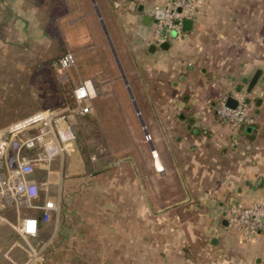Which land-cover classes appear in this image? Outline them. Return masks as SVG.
Here are the masks:
<instances>
[{
  "label": "crops",
  "instance_id": "crops-1",
  "mask_svg": "<svg viewBox=\"0 0 264 264\" xmlns=\"http://www.w3.org/2000/svg\"><path fill=\"white\" fill-rule=\"evenodd\" d=\"M20 1L0 0L2 34L10 25L25 29L26 10ZM98 1L125 67L139 76L131 75L130 81L145 85L144 94L135 86L137 95L151 99L152 77L158 75L172 89L165 105L144 109L149 122L154 114L162 115L161 134L152 146L158 161L152 154L151 162L162 185L146 180L139 186L135 170L128 184L120 180L128 176L126 171L115 173L112 184L106 171L93 181L84 180L92 173L79 159L70 164L71 170L82 172L74 178L78 185L64 190L58 182L63 174L52 169L56 192L61 191L47 192L43 182L33 203L63 195V207L50 220H40L38 233L28 238L16 225L28 214L38 217L39 208L31 207L30 213L23 211L27 206L0 211V264H264V230L245 240L228 219L232 204L264 200V82L258 81L250 92L243 82L257 68L264 73L263 36L257 37V54L248 42L238 72L199 69L188 40L201 27L200 13L193 28L170 39L168 48H152L159 44L155 8L167 0ZM256 3L252 13L262 18L264 0ZM239 85L256 121L233 127L219 117L215 105ZM53 170L58 171L55 178Z\"/></svg>",
  "mask_w": 264,
  "mask_h": 264
},
{
  "label": "rangeland",
  "instance_id": "rangeland-1",
  "mask_svg": "<svg viewBox=\"0 0 264 264\" xmlns=\"http://www.w3.org/2000/svg\"><path fill=\"white\" fill-rule=\"evenodd\" d=\"M17 2L10 0V4ZM20 2L26 10L25 29L10 25L4 29L5 34L0 30V128L34 112L73 108V90L81 80L92 77L97 84L91 112L73 115L66 112L75 138L67 143L65 153L55 155L49 167L44 166L45 162L37 163L34 177L45 182L44 190L54 191L56 195L61 190L56 192L57 182L50 177V170H60L63 175L57 181L65 190L77 186L78 180L74 178L82 175L81 171L70 169L71 162L76 164L83 159L92 173L84 180L93 181L99 172L106 171V179L112 184L115 173L124 175L126 171L128 176L120 180L128 184L130 173L134 180L135 170L139 186H144L146 180L161 186L163 181L156 175V168L152 170L151 162L153 149L157 151L152 146L161 134L162 115L154 114L155 120L149 122L144 109L151 104L162 106L168 101L165 95L172 93V89L161 82L164 77H152L151 99L137 95V88L138 94H144L145 85L130 81L131 75L139 76L134 69L125 67L123 52L117 49L109 32L119 65L92 0ZM97 3L103 15L98 0ZM254 9H257L256 0H208L198 16L202 28L192 32L188 40L190 54L195 56L199 69L205 66L222 72H238L240 61L248 55V42L257 54V37L264 38V17L257 18L252 13ZM68 51L76 54V63L67 69L55 67L54 58ZM75 151L79 153L76 155ZM28 152L36 154L35 149ZM54 170L52 177L55 178L58 171ZM64 202L62 195L61 208ZM32 209L27 206L23 211L30 213Z\"/></svg>",
  "mask_w": 264,
  "mask_h": 264
},
{
  "label": "built area",
  "instance_id": "built-area-1",
  "mask_svg": "<svg viewBox=\"0 0 264 264\" xmlns=\"http://www.w3.org/2000/svg\"><path fill=\"white\" fill-rule=\"evenodd\" d=\"M208 0H167L155 10H163L164 14L156 21L154 37L161 43L172 39L171 31L176 37L184 33V20L195 19ZM77 61L76 54L65 52L53 61L59 69H67ZM97 95V84L94 78L82 79L74 88L75 106L62 111L49 109L31 113L23 118L8 123L0 128V211L9 207H36L41 210L40 218L26 215L17 224L19 232L26 238L36 235L40 220L48 221L54 212L61 209L60 197H48L42 204H34L40 194L43 182L34 180L32 174L36 164L45 162L49 167L55 155L67 150V143L75 138L72 125L68 123L66 112L87 114L93 109V99ZM233 95L238 103L235 107L226 104L227 98ZM219 117L232 125L241 127L255 123L247 95L242 91L225 94L215 105ZM65 111V112H64ZM149 138V136H148ZM35 149L31 155L28 150ZM153 155L158 153L153 149ZM1 218H4L0 214ZM230 225L238 228L243 239L248 240L264 230V200L249 204L235 203L228 208Z\"/></svg>",
  "mask_w": 264,
  "mask_h": 264
},
{
  "label": "water",
  "instance_id": "water-1",
  "mask_svg": "<svg viewBox=\"0 0 264 264\" xmlns=\"http://www.w3.org/2000/svg\"><path fill=\"white\" fill-rule=\"evenodd\" d=\"M92 1H93L94 5H95V11L97 12V14H98V16H99V18L101 20V23L103 25V28L105 30V33H106L107 37L109 38V42H110V44L112 46L114 55H115V57H116V59H117V61L119 63L117 51H116L115 47L113 46L112 41L110 40L109 31L107 29V26H106L105 20L103 18V15H102V13H101V11L99 9L97 0H92ZM163 14H164L163 10H161V9L158 10L157 11V15H156V21L159 18H161L163 16ZM145 18L147 19V18H150V17H149V15H146L145 14ZM193 24H194V19H185L184 20L183 27L186 30H191L193 28ZM171 35H172V37H176L177 36V32L175 30H172L171 31ZM159 46L160 47H164V48H168L170 46V41L169 40H166V41H163V42H161L159 44L153 43L152 48H157ZM119 65H120V63H119ZM122 77L125 80V82L128 83L127 78L125 76H123V75H122ZM258 81L264 82V73H263V70L261 68H257L256 71L253 73V75L250 78H248V77H244L243 78V82L248 83V87H247V91L248 92L252 91L253 87L257 84ZM127 85H129V84H127ZM128 89H129L130 95L133 98V94H132L131 88L129 87ZM242 89H243V85H239L238 88H237V91H242ZM237 103H238V100L233 95H230L227 98V100H226V104L229 105V106H231V107H235L237 105ZM136 108H137V110L139 109L138 107H136Z\"/></svg>",
  "mask_w": 264,
  "mask_h": 264
},
{
  "label": "trees",
  "instance_id": "trees-1",
  "mask_svg": "<svg viewBox=\"0 0 264 264\" xmlns=\"http://www.w3.org/2000/svg\"><path fill=\"white\" fill-rule=\"evenodd\" d=\"M62 54H63V53H62ZM62 54H60V55H62ZM60 55H59V56H60ZM59 56H57V57H59ZM57 57H56V58H57ZM56 58H54V59H56ZM53 61H54V60H53ZM32 178H33L34 180H37V181L40 180L39 178L34 177L33 174H32ZM29 215H31V214H29ZM34 216H35V215H34ZM38 217L40 218V215H39Z\"/></svg>",
  "mask_w": 264,
  "mask_h": 264
},
{
  "label": "bare ground",
  "instance_id": "bare-ground-1",
  "mask_svg": "<svg viewBox=\"0 0 264 264\" xmlns=\"http://www.w3.org/2000/svg\"><path fill=\"white\" fill-rule=\"evenodd\" d=\"M157 161H158V158H157Z\"/></svg>",
  "mask_w": 264,
  "mask_h": 264
},
{
  "label": "flooded vegetation",
  "instance_id": "flooded-vegetation-1",
  "mask_svg": "<svg viewBox=\"0 0 264 264\" xmlns=\"http://www.w3.org/2000/svg\"><path fill=\"white\" fill-rule=\"evenodd\" d=\"M243 126H245V125H243Z\"/></svg>",
  "mask_w": 264,
  "mask_h": 264
}]
</instances>
